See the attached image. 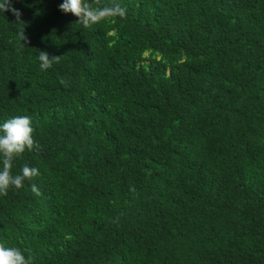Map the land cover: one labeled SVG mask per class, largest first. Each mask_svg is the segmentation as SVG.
Instances as JSON below:
<instances>
[{
    "label": "trees",
    "instance_id": "trees-1",
    "mask_svg": "<svg viewBox=\"0 0 264 264\" xmlns=\"http://www.w3.org/2000/svg\"><path fill=\"white\" fill-rule=\"evenodd\" d=\"M62 2L0 12V123L30 116L40 145L0 242L32 264H264V0H117L90 28Z\"/></svg>",
    "mask_w": 264,
    "mask_h": 264
},
{
    "label": "clouds",
    "instance_id": "clouds-1",
    "mask_svg": "<svg viewBox=\"0 0 264 264\" xmlns=\"http://www.w3.org/2000/svg\"><path fill=\"white\" fill-rule=\"evenodd\" d=\"M11 11L16 22L20 20L21 11L13 7L12 0H0V12ZM59 10L64 13H71L77 17L78 24L84 28L110 17H124L126 8L122 7L117 0H109L108 3L101 4V0H63L59 4ZM20 39L23 45H28V38L24 28L20 32ZM62 55H49L46 50H39V69L46 71L59 63ZM65 83L63 79L60 81ZM34 128L32 118L27 115H17L0 123V195H7L9 188L20 189L24 181H31L40 175L37 167L29 166L25 163L20 168L19 173L13 174V161L22 157L25 151L32 152L40 149L39 143L33 137ZM32 192L39 196L40 189L35 183L31 184ZM25 253L28 255L26 256ZM33 257L31 250L16 246H6L0 242V264H32Z\"/></svg>",
    "mask_w": 264,
    "mask_h": 264
}]
</instances>
